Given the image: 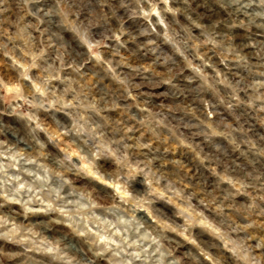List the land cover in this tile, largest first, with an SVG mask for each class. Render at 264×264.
Returning a JSON list of instances; mask_svg holds the SVG:
<instances>
[{
    "label": "clouds",
    "instance_id": "obj_1",
    "mask_svg": "<svg viewBox=\"0 0 264 264\" xmlns=\"http://www.w3.org/2000/svg\"><path fill=\"white\" fill-rule=\"evenodd\" d=\"M0 264H264V0H0Z\"/></svg>",
    "mask_w": 264,
    "mask_h": 264
}]
</instances>
